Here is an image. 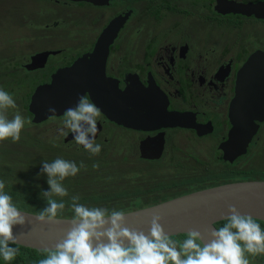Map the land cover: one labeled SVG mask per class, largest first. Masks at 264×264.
Masks as SVG:
<instances>
[{"label":"flooded vegetation","instance_id":"af4514ba","mask_svg":"<svg viewBox=\"0 0 264 264\" xmlns=\"http://www.w3.org/2000/svg\"><path fill=\"white\" fill-rule=\"evenodd\" d=\"M38 1L47 5L41 15L50 14L51 24L26 30L32 44L15 60L17 67L2 73L6 78L14 75V83L22 76L33 78L29 92H17L28 99V107H21L32 121L29 104L36 87L79 62L78 78L94 82L83 96L101 111L95 143L101 145L96 156L104 162L134 165L138 159L139 174L151 173L147 177L157 178L156 185L164 190L179 178L183 186L172 197L223 183L264 181V120H256L259 126L244 153L226 159L221 147L234 126L230 111L239 73L253 54L264 52V18L230 11L229 2L260 6L261 13L264 0ZM74 23V28L55 26ZM0 31L20 39L21 31ZM41 52H49L44 64L28 68ZM57 57L59 64L49 71ZM257 65L263 67L264 60ZM92 95L111 107L110 115ZM130 121L147 128L124 124ZM47 131L43 136L49 139ZM65 132L60 135L64 147L88 152L74 138L66 139L70 130ZM51 142L57 145L55 138ZM189 146L192 155L183 157ZM143 163L155 164L150 166L154 170L144 171L149 165Z\"/></svg>","mask_w":264,"mask_h":264},{"label":"clouds","instance_id":"9594fccd","mask_svg":"<svg viewBox=\"0 0 264 264\" xmlns=\"http://www.w3.org/2000/svg\"><path fill=\"white\" fill-rule=\"evenodd\" d=\"M15 107L13 97L0 89V141L19 142L21 139L25 118L19 113L11 119L6 115L8 108ZM50 111L55 112V109ZM100 116V109L87 96H82L75 107L65 110L59 133L66 135L64 129L70 130L78 145L97 155L101 151V145L95 143ZM42 165L41 171L47 175L50 188L41 193L47 206L38 217L45 222L55 220L65 209L63 202L54 199L68 195L62 182L69 176H76L85 165L81 162L78 167L76 162L60 157L51 162L45 160ZM93 167L99 168V165ZM5 189L6 182L0 180V257L11 262L19 253L18 247L9 246L18 243L13 228L23 225L25 216ZM71 199L72 230L55 249L46 250V258L39 260L38 264H250L248 255L264 254V229L254 217L242 215L235 207L225 218L227 222L212 233L214 239L210 244L203 243L198 232H189L178 246L165 234L158 216L152 220L148 236L144 232L122 228L126 215L122 210L113 209L109 213L104 208L80 204L78 195ZM108 218L111 228L105 232L103 229ZM105 237L108 243L103 242ZM125 240L129 242L128 246L122 243Z\"/></svg>","mask_w":264,"mask_h":264},{"label":"water","instance_id":"95a60500","mask_svg":"<svg viewBox=\"0 0 264 264\" xmlns=\"http://www.w3.org/2000/svg\"><path fill=\"white\" fill-rule=\"evenodd\" d=\"M229 5L230 11L255 13L258 17L264 18V9L261 13L258 10L261 8L260 6L234 2H229ZM105 48L107 50V47ZM106 50L103 51L105 55L107 54ZM48 54L49 52H41L34 55L28 68H36L44 64ZM263 60L264 52H256L247 60L246 65L239 73L237 96L232 102L230 111L234 126L228 134V139L221 145L226 159H233L234 156L247 150L246 148L259 126L256 120H264V66L257 67V63ZM38 61L43 62L38 63ZM80 66L79 62H75L70 67L60 69L53 75L51 83L36 87L29 104L33 122H41L50 116L64 114L66 109L76 106L86 90L92 91L94 86L92 80L78 78ZM105 83L108 86L110 84V82ZM92 99H94L93 95ZM94 101L110 115V106L106 103L101 105L100 101H96V99ZM51 109H55V112L50 111ZM246 109H251V112L245 111ZM131 114L134 113L131 112ZM127 121L129 120L127 119ZM136 121H130V124L124 122V124L135 128H147ZM73 138L72 133L66 137V139ZM229 154H232L231 157ZM232 207L238 209L242 215H250L264 221V181L223 183L124 211L126 215L122 228L144 232L150 236L152 220L158 216L166 235L198 232L202 242L210 244L214 239L212 233L218 228L216 223L226 220L225 218L232 214L230 211ZM19 209L25 216V223L14 226L13 233L18 241L17 244L23 246L38 250L55 249L67 238V234L74 226L73 217L57 216L53 221L41 222L38 217L40 213ZM109 228H111L110 218H108L103 231L106 232ZM103 242L108 243L106 237ZM122 243L125 246L129 244L126 240Z\"/></svg>","mask_w":264,"mask_h":264},{"label":"trees","instance_id":"16d2710c","mask_svg":"<svg viewBox=\"0 0 264 264\" xmlns=\"http://www.w3.org/2000/svg\"><path fill=\"white\" fill-rule=\"evenodd\" d=\"M23 97L26 98L25 95H23ZM27 103L25 106H27ZM27 114L30 119L29 121L33 123V126L37 125L32 121L30 113ZM27 124L28 123L26 122L24 129ZM45 130H40L42 131V134L39 132L35 134L33 133L35 131H29L28 135L21 137L20 143L22 144H17L20 146L19 152H21L20 155L23 157V162L32 165L34 168L32 171L17 166V162H15L16 158L12 159L13 155L10 154L9 149L0 148V171H4V173L9 175V179L15 181V183H13L11 180H6L5 191L12 196L13 202L18 208L40 213V211L47 206V201L42 198L41 193L44 190H50V188L47 184V175L41 171L43 166L42 162L45 160L51 162L57 157L68 161H74L78 167L81 162L85 165L84 168L80 169L76 176H69L62 182L63 186L68 190V195L65 197H54L58 203L63 202L64 204H69V206L60 212L58 216H74L70 207L72 203L71 197L74 195L80 197V204L89 208H104L107 209L109 213L113 209L122 211L137 209L166 200L173 196L162 194L160 187L156 185L155 182H151L150 185L145 186L142 183V180L148 178V175H140V167L136 168L135 165H118L112 161L106 163L100 155H71L68 152H61L60 150H62L61 148L63 147L56 150L55 154H44L45 150H48V153L53 150L50 147L53 146V143L51 142L48 144L45 140L46 137L43 136ZM56 146H58V144ZM24 147L27 148L25 149ZM94 164H98L99 168H94ZM123 171L129 175L118 174ZM28 175H44L46 182L43 186H33L31 185L33 177ZM98 188L101 189V193L96 195L93 190ZM104 188H108L107 191H103ZM111 188L113 189L111 190ZM226 222V220H223L216 225L222 227ZM256 222L260 224L262 229H264L263 220L256 219ZM178 236L179 235H173L169 237L179 241L180 238ZM9 246L18 247L19 253L11 262H7L0 257V264H38L39 260L46 258L47 255L46 250H38L20 244H10ZM248 256L252 257L251 255ZM252 258L260 260V263L254 261L251 264H264V254Z\"/></svg>","mask_w":264,"mask_h":264},{"label":"rangeland","instance_id":"374dc122","mask_svg":"<svg viewBox=\"0 0 264 264\" xmlns=\"http://www.w3.org/2000/svg\"><path fill=\"white\" fill-rule=\"evenodd\" d=\"M47 9V5L43 2H40L38 0H0V29H10V33H16L20 32V39L16 40L14 36L3 34L2 31H0V89H3L7 91L15 100L16 107L15 108H8L6 110V115L9 119L13 118L16 113H19L21 116L25 118V121H29L30 119L28 118L27 111L24 109V107H21V103H27L28 99L24 98L23 96L21 97V94H17V92L20 93V90L29 92L30 85H34V80L31 76L25 77L22 76L21 79H19L20 83L13 82L14 75L9 76L11 78H6L4 77L2 73L8 72L9 69L12 67H17L15 66V60L22 58L23 51L30 45L32 44V41H30L27 36L28 34L26 33V30L32 29V28H38V27H46L49 26L51 23L47 19L50 18L49 15H41V11ZM56 14H53V17H56ZM45 20L44 22H42ZM48 22V24H46ZM46 25H45V24ZM56 27H66V28H74L76 27L75 23L71 25H55ZM7 32V31H6ZM70 54V53H69ZM61 57H57V59H52V61L49 63L48 70L50 71L52 67L57 66L59 64L58 59ZM5 75H11L10 74H5ZM9 87V88H8ZM19 107V108H18ZM62 119L63 115L59 117H55L50 120H46L44 122H41L35 126H33V123L30 122L27 124L26 128L21 131V137L28 135L29 131H35L33 133H38L41 129L42 130H48V138H45L46 142L49 144L51 143V140L55 138L58 146H50L51 150L50 153H48V150L44 151V154H55L56 150H59L60 147L62 150L61 152H68L71 155L78 154V155H87L89 152H84L80 148H75V147H69L66 146L64 147V142L62 139H60V133L59 129L63 127L62 124ZM42 127V128H41ZM27 131V132H26ZM66 131V129H64ZM54 135V136H53ZM63 135H61L62 138ZM115 134H112V137H114ZM116 139V138H114ZM17 144H22L19 142H13L12 140H5V141H0V148L2 149H9V152L11 155H13L12 159H15V162L17 166L25 168V170H30L34 169L32 165H28L27 162H23L24 160L21 157V152H19L20 146ZM25 149L27 147H24ZM192 147L189 146L188 149H185V153L182 155L183 157L188 156L187 153L192 155ZM38 154V153H35ZM20 155V156H19ZM11 159V160H12ZM138 162H135L134 165L141 166L139 162H142L140 160H136ZM144 165H149V166H144V171H147L148 169H153L150 168V166H153L155 164L152 163H143ZM15 165V166H16ZM154 170V169H153ZM151 173H142V175H150ZM121 175H129L125 171L122 172ZM32 176L33 179L31 181V185L33 186H38V185H44L46 182L45 176L44 175H28ZM228 176V175H226ZM9 175L4 173V171H0V180H11L13 183H15L14 180L8 178ZM154 176L148 177L146 179L142 180V183L145 186H148L151 184V182H157V178H153ZM177 182H173L174 185L166 187V190L161 189L162 194L165 195H172L173 192L176 190H180L183 185L178 184L179 178L177 179ZM163 181V180H162ZM159 182V181H158ZM105 189V190H104ZM103 191H107L108 188H104ZM113 188H111L112 190ZM93 192L97 195L98 193H101V189H94ZM69 204L65 203V208L68 207ZM181 235V236H180ZM178 237L180 238L179 241L172 239L177 242V245L187 238V235L185 234H180ZM182 238V240H181ZM248 259L250 261V264L252 262L258 263L260 260H256L255 258L249 257ZM260 263V262H259Z\"/></svg>","mask_w":264,"mask_h":264}]
</instances>
